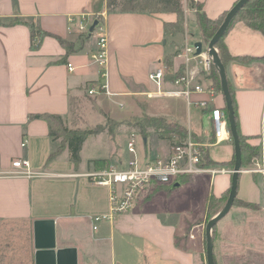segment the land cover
I'll return each mask as SVG.
<instances>
[{"label": "crops", "instance_id": "crops-1", "mask_svg": "<svg viewBox=\"0 0 264 264\" xmlns=\"http://www.w3.org/2000/svg\"><path fill=\"white\" fill-rule=\"evenodd\" d=\"M198 1L205 14L215 19L237 0ZM16 18L32 21L51 35L42 37L38 46L32 47L28 25L8 24ZM176 19L173 12H108L106 0H0V264H200L201 238L196 234L188 237L186 226L206 217L209 195L220 196L227 190L230 173H201L206 174L208 184L197 206L185 208L177 224L158 215L169 216L178 191L190 189L201 178L197 177L200 174L181 176L169 185L153 183L142 188L130 210L111 221H100L94 228L92 218L110 211V187L95 184L88 175L109 165L125 167L130 159L123 160L116 145L108 146L104 156L84 157L86 139L77 164L66 147L49 159L60 140L49 135L47 122L39 116L59 114L67 126L72 108L79 105L83 96L90 101L87 107L90 112L102 117V123L97 124H104L106 117L121 123L113 134L103 131L96 136L106 134L107 140L116 134L128 137L132 131L140 133L138 127L130 124L134 118L162 117L183 126L188 135L207 148L212 160L229 161L234 154L231 141L224 145L221 155L213 157L209 152L210 147L229 142L214 141L209 110L200 108L195 123L190 114L186 120L172 112L162 116L155 110L157 102L144 101V98L161 97L185 99L145 95L155 89L148 74L164 65L167 55L174 54L171 71L183 65L177 54L189 40L181 33L165 32L163 25ZM96 20L104 24L108 40L105 76H101L90 58L96 42L90 28ZM193 20L196 24L194 15ZM54 35L69 42L70 49ZM196 41L199 40L193 43ZM224 42L231 55L240 57L225 66L234 89L240 132L258 136L262 129L264 89L246 88L242 81H253L256 78L250 72L264 70V35L238 20L225 35ZM67 63H72V71ZM229 72L234 74V83ZM242 72L245 74L240 79ZM197 82L210 86L211 81L207 73H202ZM92 86L95 93L89 95L87 89ZM103 86L106 93L101 89ZM164 89L177 87L166 79ZM257 93L261 100L259 105H254L248 99ZM122 96L134 98L132 104L138 114L125 119L117 116L116 106L123 105ZM192 99H207V96L193 93ZM186 104L189 105L187 101ZM214 104L224 106L222 94L215 96ZM23 138L27 139L24 147ZM148 139L142 136L146 147L139 153L141 162L170 156L172 143L163 145L158 154L152 150V140L147 149ZM259 140L248 141L260 144ZM157 144L154 142V146ZM17 159H27L31 169L42 175L32 178L12 175V161ZM98 159H106L107 164L102 167L94 163ZM175 183L179 185L174 186ZM246 201L259 202L258 198Z\"/></svg>", "mask_w": 264, "mask_h": 264}, {"label": "rangeland", "instance_id": "rangeland-1", "mask_svg": "<svg viewBox=\"0 0 264 264\" xmlns=\"http://www.w3.org/2000/svg\"><path fill=\"white\" fill-rule=\"evenodd\" d=\"M122 2V0H120ZM182 10H183V20L180 22L181 31L178 33L182 34V37L188 39L189 42H193L195 39L201 41L202 45L207 46L208 41L201 38L199 35V29L197 25L194 23L193 15L195 16L194 9L189 8L188 0H181ZM121 6V5H120ZM120 6H117L115 10H119ZM161 8L160 6H156ZM146 10L156 12L154 6H147ZM166 12V11H162ZM159 13V12H156ZM196 25V26H195ZM217 50V49H216ZM243 67V66H240ZM243 70L242 68L240 69ZM254 70V69H253ZM231 72H229L230 74ZM245 73H239L240 79H242ZM254 75L252 79L253 81L243 82V85L247 88H259L264 89V70L254 71L251 73ZM233 75L230 74L231 81H233ZM240 81H237V83ZM241 83V84H242ZM238 88L245 90L246 88L242 85L236 84ZM260 93L255 94L252 98H249L248 101H251L254 105H259L260 103ZM130 96H122V106H116L117 116L125 118H131L133 114L136 113L133 108V100ZM146 103L149 102H157L156 111H160L162 116H165L166 113H175L176 115H182L185 120L190 114L192 120L197 123L196 119L197 114H199L200 107L195 104L187 105L186 100L182 98H167L161 97L156 99H145ZM88 99H85L81 96L79 105L76 108H72L73 111L68 118L67 126L72 127H87L95 125L97 123H102V117L95 111L90 112ZM262 107V119H261V134L262 138H260L261 144V152L257 157H252L246 160L245 165H242L243 170H249L250 173H240L238 177V188H237V198L238 201L232 205L228 214L222 218L214 227L212 231V239L214 244V258L215 264H264V172L259 169H264V151L262 152V140H264V99L262 98L261 102ZM142 108V106H140ZM79 109V110H78ZM162 118V117H161ZM139 118H134L131 120V123H134ZM165 119V118H163ZM166 120V119H165ZM167 121V120H166ZM172 123H176L174 121H170ZM147 136L150 138L147 141V149H149L150 142L152 140L153 149L160 154L162 151L163 145H168L173 143V139L177 136H173L169 134V138H163L160 134L161 132H155L154 129H147ZM135 132V131H132ZM137 135L136 138V150L137 155L144 150L146 147L143 143L141 133L135 132ZM141 134V135H140ZM163 134V132H162ZM165 135V133H164ZM168 135V134H167ZM106 134L101 135H90L85 140L84 152L82 156H92V157H100L104 156L107 152V147L116 145L118 146V150L123 157V160L127 161L133 158V155L127 150V140L128 137L124 134L114 135V137H109L106 139ZM146 137V136H144ZM203 137V136H202ZM200 137V139H202ZM154 142L158 143L154 146ZM232 142V141H231ZM229 142H223L220 145L212 146L209 148L210 154L214 156H219L225 151L224 145H227ZM140 154L138 158H140ZM226 168V167H225ZM228 168V166H227ZM195 175V174H194ZM206 174L197 175V181L194 182L193 186L186 190H179L177 193V197L174 199V205L171 207L173 212L169 214V216L158 215V218L164 219L165 217L168 220L178 223L181 214L185 211V208H194L197 206V201L199 197L202 196L204 192V188H206L208 184V178L205 176ZM196 177V176H195ZM204 177V178H203ZM214 179V178H213ZM226 196L221 203L217 204L211 208L206 209V217L200 221L190 222L186 226L187 232H189L188 237H193L192 235H199L201 241L199 243L202 244V251L200 252V264H206V250H205V226L210 217L217 211H220L224 204L227 201ZM241 197V198H239ZM246 200H254V198H258L259 202H251L256 203L254 205L247 204ZM131 261L134 262V258L131 255ZM144 261V260H143ZM142 261V263H143ZM140 263V258L138 260Z\"/></svg>", "mask_w": 264, "mask_h": 264}, {"label": "built area", "instance_id": "built-area-1", "mask_svg": "<svg viewBox=\"0 0 264 264\" xmlns=\"http://www.w3.org/2000/svg\"><path fill=\"white\" fill-rule=\"evenodd\" d=\"M94 23V22H93ZM93 23L91 25H93ZM80 28H83L82 23ZM91 32L96 42L95 49L90 53L92 63L98 66L101 76H105V66L107 62V34L104 24L96 20ZM183 61V74L177 76L172 82L177 89H164L166 81V65L160 64L150 71L148 79L155 87L153 91L145 92L147 97L160 96H182L189 105L195 104L202 109L209 110L211 126L213 128L214 141L220 143L231 141V134L228 126V116L222 109L214 104L215 96L219 93L213 87L203 86L197 82L198 75L211 71L213 63L208 54L207 46L202 45L201 53L196 54V47L193 42H186L182 50L177 54ZM194 65V66H193ZM69 71L73 70L72 63H67ZM101 89L106 93V87ZM87 93H95V87H89ZM205 94L207 99H192V94ZM261 134V138H262ZM135 132L129 134L126 143L127 150L133 155L125 167L109 165L96 173H90L88 176L92 182L99 185L110 187V211L107 214L97 215L92 218L96 224L103 220L111 221L119 214L125 213L131 209L134 199L139 190L150 185H169L177 181L181 176H190L194 174L209 173L215 175L218 173H232V169L219 166H204L201 143L195 141L190 135L183 140L171 144L170 156L168 158H155L148 162H141L137 157ZM262 140V152L264 151V140ZM27 139L23 138L21 146L24 147ZM264 159V157H263ZM14 171L12 175L25 176L28 178L41 176L42 174L31 169L27 159H17L12 161ZM260 171L264 172V169ZM249 171V170H243Z\"/></svg>", "mask_w": 264, "mask_h": 264}, {"label": "trees", "instance_id": "trees-1", "mask_svg": "<svg viewBox=\"0 0 264 264\" xmlns=\"http://www.w3.org/2000/svg\"><path fill=\"white\" fill-rule=\"evenodd\" d=\"M151 5L154 6V8L156 9V12L166 11V12H173L176 14L177 19L175 22H164L163 25H164L165 32L175 34L181 31L180 22L183 20V10H182L181 0H122V2L120 0H106V8L108 12L115 11L117 6H120V9L118 11L151 13L153 11L146 10L147 6H151ZM156 6H160L161 8H158ZM188 6L189 8L194 9L195 11V21L199 29V35L201 36V38L207 41L210 40L215 34L218 27L220 26L227 11L221 13L217 18L212 19V18H209L205 14V12L202 10V5L198 0H188ZM238 20L243 21L248 27L259 31L260 33L264 35V0H249L245 4V6L231 20L223 36L216 42L215 47L217 49L219 58L222 64L224 65V67L230 60L240 59V57L233 56L229 53L226 47V44L224 42L225 35L232 28L233 24ZM15 22H21L29 26L30 33H31L32 47H37L42 37L51 35L49 32H46L36 27L34 23L29 20H25V19L22 20V19L16 18V19L10 20L8 24H13ZM55 37L60 43L67 44L68 50L70 49L69 42L64 41L58 36H55ZM172 57H174V54L167 55L164 59V63L166 65L165 78L171 81H173L177 76H180L183 74V65L182 66L180 65L179 68L175 72L171 71ZM208 77L211 81L210 87H213L216 91L222 94L220 75H219L217 68L215 67L213 63L211 65V71ZM228 85H229V90H230V94L232 97V106H233L236 127H237V132H238L239 141H240L241 165L244 166L246 163V160L260 155L261 144H252L248 140L252 138H261V134H259L258 136L257 135L256 136H245L241 134L240 129H239V124H238V119H237L238 117L237 104L235 100L234 89L229 83V81H228ZM222 109L227 115L225 104L222 107ZM39 116L42 117L47 122L49 135L54 140L55 139L60 140L57 149L54 150L52 153H50L48 158L51 159L61 148L66 147L69 151L71 160L75 164H77L80 161V150L82 148V144L84 140L88 136L95 135L103 131H107L110 134H113L115 129L118 128V126L121 124L117 121H114L106 117L104 124H96L93 127H85V128H69L64 124L63 119L61 115L59 114H42ZM132 125L138 127L140 133L143 134L144 136H147L146 130L149 128L154 129L155 132H158V131L161 132L160 134L162 135V137L164 136L163 138L171 137L169 136V134L173 136H177L175 137V139H173V143L178 142L179 140H183L188 135V131L183 126H181L178 123L168 122L161 117L143 116L137 119L134 123H132ZM231 141H232V137H231ZM201 152L203 154L202 165L204 166L206 165L223 166V167L228 166V167H231V169H233V166L235 163L234 154L229 161L216 162L209 157L207 148L205 146L201 147ZM94 163H97L99 166L103 167L107 164V160L98 159V160H94ZM229 189H230V186L220 196H216L215 194L211 193L207 200L206 209H211L216 205V203L217 204L221 203L222 200L226 196H228ZM237 201H238V198L236 196L234 199V203H236ZM246 203L250 205L256 204V203H251V202H246ZM218 212L219 211L215 212L211 217L216 215ZM213 260L215 264L214 244H213Z\"/></svg>", "mask_w": 264, "mask_h": 264}, {"label": "water", "instance_id": "water-1", "mask_svg": "<svg viewBox=\"0 0 264 264\" xmlns=\"http://www.w3.org/2000/svg\"><path fill=\"white\" fill-rule=\"evenodd\" d=\"M249 0H238L225 14L220 26L216 30L213 37L209 40L207 49L208 54L212 58L213 64L217 68L220 80H221V88H222V95L224 97L225 101V107L227 111L228 116V126L229 131L232 137V143H233V150H234V156H235V163L232 169L231 174V182H230V189L229 194L227 197V201L222 207V209L213 217H211L205 226V250H206V264H214L213 260V239H212V230L215 227V225L224 218L228 212L230 211V208L232 207L234 203V199L237 196V188H238V177L239 174L243 171L242 165H241V148H240V141H239V135L237 132L236 127V121L232 106V97L229 90L228 85V79L226 76L225 67L222 64L218 52L216 50L215 44L216 42L223 36L225 33L229 23L231 20L236 16V14L245 6V4ZM96 24V21L91 26L90 30L93 28V26ZM196 47V54L201 53L202 49V43L201 41H196L194 43ZM145 141V139H144ZM179 183H175L174 186H178Z\"/></svg>", "mask_w": 264, "mask_h": 264}]
</instances>
